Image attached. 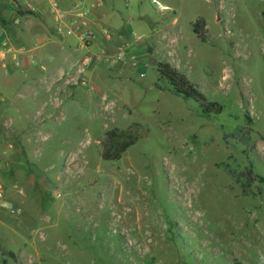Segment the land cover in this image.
Returning <instances> with one entry per match:
<instances>
[{
  "label": "rangeland",
  "instance_id": "obj_1",
  "mask_svg": "<svg viewBox=\"0 0 264 264\" xmlns=\"http://www.w3.org/2000/svg\"><path fill=\"white\" fill-rule=\"evenodd\" d=\"M83 2L73 34H25L29 63L0 68V264H264V0Z\"/></svg>",
  "mask_w": 264,
  "mask_h": 264
},
{
  "label": "crops",
  "instance_id": "obj_2",
  "mask_svg": "<svg viewBox=\"0 0 264 264\" xmlns=\"http://www.w3.org/2000/svg\"><path fill=\"white\" fill-rule=\"evenodd\" d=\"M56 1L58 2V0ZM63 1H65L64 7L67 9L71 7L73 2V0ZM49 10L50 6H47L43 0H0V68L6 70L5 74H9V72L11 74L16 70L15 59H19L23 65L28 60L25 55L32 50L30 47L35 42H27L28 37L25 34L29 33V37H36L35 40L39 33L48 34L50 37L48 41H53L57 36L60 37L56 32L57 23L54 21L52 23ZM81 25L83 27L89 26L88 24L86 26ZM82 30H88V28ZM37 47L38 45L33 46L34 49ZM27 50L28 52H25ZM69 70H71L69 74L67 73L69 76L71 74L72 76L76 75L75 73L78 72L76 61ZM83 70L85 71L84 68ZM55 71L57 73L53 77H56V80L61 79L64 72L63 68H57ZM8 103L5 101L2 106L6 107L9 105Z\"/></svg>",
  "mask_w": 264,
  "mask_h": 264
},
{
  "label": "trees",
  "instance_id": "obj_3",
  "mask_svg": "<svg viewBox=\"0 0 264 264\" xmlns=\"http://www.w3.org/2000/svg\"><path fill=\"white\" fill-rule=\"evenodd\" d=\"M193 32L203 41L206 40V30L204 21H197L193 25ZM157 75L160 81L168 83L176 94L182 95L185 98L195 97L202 101V106L205 107V112L221 113L223 108L220 104L209 102L206 96L190 82V80L176 67L167 62H159L157 67ZM247 122H251L249 115L246 116ZM244 131L247 135L250 134V127L245 126L238 129ZM132 143H115L113 152H105L103 158L107 160H116L133 144ZM263 180V179H262ZM5 263V260L3 262Z\"/></svg>",
  "mask_w": 264,
  "mask_h": 264
},
{
  "label": "built area",
  "instance_id": "obj_4",
  "mask_svg": "<svg viewBox=\"0 0 264 264\" xmlns=\"http://www.w3.org/2000/svg\"><path fill=\"white\" fill-rule=\"evenodd\" d=\"M50 3V13L54 16V21L57 23V33L59 35L64 34L65 32L69 35L74 33L73 25L77 23V21H73L74 16H87L90 12L89 10H86L82 12V9L84 10L85 4L83 0H78L76 2L75 11H77V14H71L68 11L62 10L56 0H48ZM156 6L160 10H169V7L166 5L161 4L158 1H155ZM86 18H84L82 24L87 25L88 22L85 21ZM94 35L88 30V31H82L79 34L80 40H88L93 39ZM120 56H124V52H120ZM2 185H0V198L3 199V192H2ZM19 193H24L22 189L19 190ZM2 207L6 209L10 214L16 215L20 214L21 210L16 208L14 205H12L10 202L4 201L2 203Z\"/></svg>",
  "mask_w": 264,
  "mask_h": 264
},
{
  "label": "bare ground",
  "instance_id": "obj_5",
  "mask_svg": "<svg viewBox=\"0 0 264 264\" xmlns=\"http://www.w3.org/2000/svg\"><path fill=\"white\" fill-rule=\"evenodd\" d=\"M124 206V205H123Z\"/></svg>",
  "mask_w": 264,
  "mask_h": 264
}]
</instances>
